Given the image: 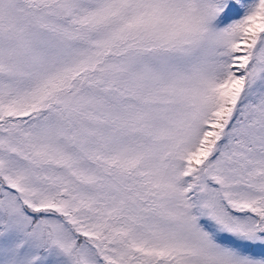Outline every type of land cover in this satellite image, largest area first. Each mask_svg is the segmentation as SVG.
<instances>
[{"label":"snow or ice","instance_id":"1","mask_svg":"<svg viewBox=\"0 0 264 264\" xmlns=\"http://www.w3.org/2000/svg\"><path fill=\"white\" fill-rule=\"evenodd\" d=\"M0 264H264V0H0Z\"/></svg>","mask_w":264,"mask_h":264}]
</instances>
